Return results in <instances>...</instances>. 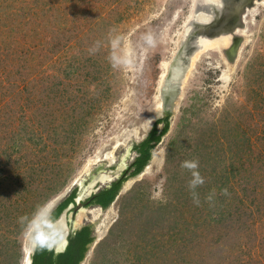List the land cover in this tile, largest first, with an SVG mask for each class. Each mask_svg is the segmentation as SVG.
I'll return each instance as SVG.
<instances>
[{
    "label": "rangeland",
    "instance_id": "obj_1",
    "mask_svg": "<svg viewBox=\"0 0 264 264\" xmlns=\"http://www.w3.org/2000/svg\"><path fill=\"white\" fill-rule=\"evenodd\" d=\"M190 2L0 0V264L26 262L20 217L67 198L98 166L125 158L129 170L134 146L163 118L158 63L183 39ZM252 22L229 83L219 81L224 63L186 80L152 151L161 165L152 154L149 172L129 178L108 209L68 212L67 227L93 230L81 264H264V7ZM192 159L206 178L200 206L180 167Z\"/></svg>",
    "mask_w": 264,
    "mask_h": 264
},
{
    "label": "water",
    "instance_id": "obj_2",
    "mask_svg": "<svg viewBox=\"0 0 264 264\" xmlns=\"http://www.w3.org/2000/svg\"><path fill=\"white\" fill-rule=\"evenodd\" d=\"M219 1H221L220 6L217 4L218 2H212V0H200L201 5L199 8H197L196 14L198 15L202 13V11H205L206 13V11L210 9V11L213 10L214 16H211L208 21H205V23H197L196 21H194L196 20L195 14V16L193 17V19L195 18L193 20V27L191 28L189 33H185V40H181L182 43L177 52V61L178 65L179 62L183 61L185 67L182 68V72H179L176 80L170 79L169 77L168 86L171 87V92H168L167 87L164 89L165 91L161 95V98H163V110H161L163 113V120L167 118L169 120L173 119V116L175 115V112H173L172 110L173 106H175L174 110L176 111L177 103L183 95L185 78L187 77V75H189L188 73L192 67L191 65L194 56L202 49L201 45L222 38H230V44L228 48L222 50V56H224L225 59L231 64H235L237 62L241 49L243 48V45L246 41L245 37L237 34V31L245 29V13L249 9L256 7L257 3H262L264 0ZM223 7L226 12L222 13ZM171 61L172 63L170 65V68L172 69L174 68V66H177V62H174V58L171 59ZM123 163H125V167L123 169H119L120 166H118L117 169L109 171L105 170L103 166H98L92 172H89V176H87V179L83 178L81 180H77L73 184V187H77V197L75 199V202L73 204H70L68 208L62 213V215L56 221L57 223L55 226L58 227V223H60L63 218L66 221V217L69 211L73 210V214L75 215L80 208H84L83 206L85 204L83 201L85 199L92 197L105 188H109L113 182L120 179L123 172L127 171L128 169L125 158L121 161L120 165ZM101 173H106L107 175L111 176L112 179L110 181H106L105 183L98 182L96 185H94V187L90 188L91 181L94 178L98 177ZM80 183H82V185ZM86 184H88V186ZM89 190L91 191L89 192ZM67 194L68 192L63 194L62 196H58L51 202L53 209H55L64 200V198H66ZM80 229L81 228L74 229V226L71 223V225L68 227V233L66 234V245L61 249L59 253L65 251L68 245L69 235ZM32 254L33 252H31L30 258L33 264Z\"/></svg>",
    "mask_w": 264,
    "mask_h": 264
},
{
    "label": "bare ground",
    "instance_id": "obj_3",
    "mask_svg": "<svg viewBox=\"0 0 264 264\" xmlns=\"http://www.w3.org/2000/svg\"><path fill=\"white\" fill-rule=\"evenodd\" d=\"M212 2H218L217 4L219 6L221 5V3H220L221 1H219V0H212ZM200 5H201L200 4V0H191V2H190V8H189V14H191V16H190L191 18L186 17L188 19H186L185 20V23L183 24V25H185L186 28L184 30L185 32L183 34L182 41L185 40V38H186V36H184L185 33L186 34L189 33L190 30H191V28L193 27V20L195 18H196V20H194V21H196L197 23H205V21H208L211 16L212 17L214 16L213 10L210 11V9H208L209 11L208 10L206 11V13H208V14H206L205 11H202V13H200V14L197 15L196 14L197 13L196 11H197V8L200 7ZM261 7H264V1L262 3H257L256 7L252 8V9H249L245 13L244 20H245V25L247 27L250 26L253 23L252 22V19L256 16V12ZM222 9H223L222 13L223 12H226L224 10V7ZM180 12H181L180 10H178L177 12H175L172 15L171 21L174 22L178 18ZM195 14H196V17L193 19V17L195 16ZM248 20H250V22ZM246 28L243 29V30H238L237 31V34L238 35H242L243 37L246 38L245 44L249 43V40H250V30H248ZM162 38L163 37H161V39ZM182 41L179 42L178 47L176 48V51L174 52V54L172 53L173 55L171 54V57H170L171 59L174 58V62L175 61L177 62V66L176 67L174 66V68H172V69L170 68V65H171L172 61H171L170 58H167L166 56H164L160 60V62L158 63V67H159V70H160V74H159V76L157 78V82H156V96L154 97L153 100H154V103H155L156 107L159 110H163V98H161V95L165 91L164 89L168 87V92L169 93L171 92V87L168 86V84H169V77H170V79H175L176 80L179 72L180 71L182 72V70H183L182 68L185 67V64H184L183 61L179 62V65H178V61H177V56H178L177 55L178 54L177 52H178V49L181 46ZM201 43H202V41H201ZM229 44H230V38H222V39H218V40H215V41H212V42H207V43L201 45V48L202 49L199 52H197V54L194 56L193 62H192V65H191L192 67H191V69L189 70V73H188L189 75H187V77L185 78V84L183 86V91H184V88H185V85H186V82H187L186 80L189 77H190V79L191 78H194V74H195V71L198 68V66H201L203 63L205 64L206 62L209 63L208 65H210L212 63V68L213 69H219V68H221L222 67V64L221 63H224V65H225L224 68L225 69L220 72L219 81L220 82H223V83H229L231 81V78H232V76L235 73V70L237 68V65H239V63H240V58L242 56V52H243L244 49L241 50V52L239 54V57L237 59V62L235 64H231V63H229L226 60L227 63H228L227 64V63H225V60L222 58V50L228 48ZM185 90H186V88H185ZM174 109H175V106H173V109L172 110H173V112H176ZM174 117H175V121H176V118H177L176 117V114H175ZM173 125H174V121H173ZM118 145H119V142L115 145V148H117ZM111 155H112V153H108L107 155L104 156V159L109 160L112 157ZM161 155H162V152L159 149H155L154 150V153H153V160H152L151 164L155 162L157 164V166H158L159 165V161H161V163H162L163 157L161 158ZM100 159H102V158L97 157L94 162L95 163L96 162H100ZM161 163H160V165H161ZM124 167H125V163H123V164L120 165V169H123ZM150 167L151 166H148L145 169V171L141 174V176L146 175L149 172ZM111 179H112L111 176L107 175L106 173H104V174L101 173L98 177L94 178L91 181L90 188L94 187V185H96L98 182L105 183L106 181H110ZM80 184L82 185V183H80ZM130 185H131V182H129L128 185H125L124 188L122 189V193H124L125 191H127ZM90 191L91 190H89V192ZM93 213L94 214L95 213L97 214L98 213V210L97 211L94 210ZM84 216H85V213L84 212L81 213L79 215V220H82V218ZM80 223H81V221H80ZM58 224H59L58 225V228H60V229L63 230L64 235L66 237V234L68 233V227H67V224H66V221L64 220V218ZM61 243H63V247L62 248H64V246L66 245V242L64 241V242H61ZM25 250H27V251H25L26 254H24V257L26 259L25 264H32V260L28 256V253H29L28 251L29 250L27 248Z\"/></svg>",
    "mask_w": 264,
    "mask_h": 264
},
{
    "label": "trees",
    "instance_id": "obj_4",
    "mask_svg": "<svg viewBox=\"0 0 264 264\" xmlns=\"http://www.w3.org/2000/svg\"><path fill=\"white\" fill-rule=\"evenodd\" d=\"M160 123H164V127L159 133L157 125ZM169 127L168 118L159 120L148 136L134 146V150L138 155L129 170L124 172L123 176L113 182L109 188H105L88 198L84 204L86 206L93 205L108 209L119 195L124 182L141 174L146 166L149 165L153 149L161 142L162 137L168 133ZM76 197L77 190H74L54 209L52 213L53 220L57 221L68 206L75 202ZM94 240L92 227L85 226L69 235L68 245L62 253L56 254L55 251L48 250L36 251L35 254H32L33 264H81Z\"/></svg>",
    "mask_w": 264,
    "mask_h": 264
},
{
    "label": "clouds",
    "instance_id": "obj_5",
    "mask_svg": "<svg viewBox=\"0 0 264 264\" xmlns=\"http://www.w3.org/2000/svg\"><path fill=\"white\" fill-rule=\"evenodd\" d=\"M144 39L148 45H154V39L151 35H146ZM180 167L190 173L191 179L188 181V188L193 203L196 206H200L201 201L197 189L206 183V178L199 171V160H184L181 162ZM221 193L225 196L230 195L227 188L222 189ZM214 197L215 190H212L206 197L207 202L210 204L214 203ZM53 211L51 202H45L37 205L31 218L28 216L19 218V222L23 226V234L33 254L38 250L55 251L57 254L61 251L59 246L61 242L66 240V237L63 230L55 226L57 222L52 218Z\"/></svg>",
    "mask_w": 264,
    "mask_h": 264
},
{
    "label": "snow or ice",
    "instance_id": "obj_6",
    "mask_svg": "<svg viewBox=\"0 0 264 264\" xmlns=\"http://www.w3.org/2000/svg\"><path fill=\"white\" fill-rule=\"evenodd\" d=\"M59 247L62 248L63 247V243H61Z\"/></svg>",
    "mask_w": 264,
    "mask_h": 264
},
{
    "label": "flooded vegetation",
    "instance_id": "obj_7",
    "mask_svg": "<svg viewBox=\"0 0 264 264\" xmlns=\"http://www.w3.org/2000/svg\"><path fill=\"white\" fill-rule=\"evenodd\" d=\"M115 168H117V167H115ZM125 172H126V171H125ZM123 173H124V172H123ZM122 176H123V174H122ZM122 176H121V177H122ZM125 182H126V181H125ZM125 182H124V183H125ZM122 186H123V185H122ZM121 189H122V188H121Z\"/></svg>",
    "mask_w": 264,
    "mask_h": 264
}]
</instances>
